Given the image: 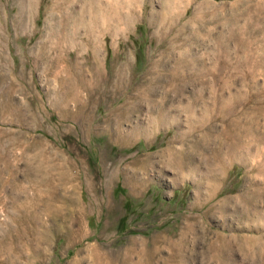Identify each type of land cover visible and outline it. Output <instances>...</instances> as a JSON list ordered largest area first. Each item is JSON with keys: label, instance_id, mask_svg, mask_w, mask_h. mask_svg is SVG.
<instances>
[{"label": "rangeland", "instance_id": "obj_1", "mask_svg": "<svg viewBox=\"0 0 264 264\" xmlns=\"http://www.w3.org/2000/svg\"><path fill=\"white\" fill-rule=\"evenodd\" d=\"M33 1L0 0V264H264V0ZM89 3L120 20L85 13L60 52L56 5ZM152 70L178 121L136 104Z\"/></svg>", "mask_w": 264, "mask_h": 264}, {"label": "bare ground", "instance_id": "obj_2", "mask_svg": "<svg viewBox=\"0 0 264 264\" xmlns=\"http://www.w3.org/2000/svg\"><path fill=\"white\" fill-rule=\"evenodd\" d=\"M29 1V0H28ZM33 1V0H32ZM70 1H72V0H69V2ZM117 1V0H116ZM22 2H23V0H22ZM22 2H20V4L22 3ZM34 2V1H33ZM32 2V3H33ZM26 3H29V2H26ZM26 3H25V5H26ZM30 3H31V1H30ZM263 3V2H262ZM19 4V5H20ZM29 5H33V4H29ZM112 5V4H111ZM109 6V5H101L100 3H98V4H91V3H89V5H83L80 9H74V10H72L71 12H69V10H68V6L69 5H65V7H64V5H56L57 6V8L60 10V11H62V12H64V13H66V16L63 18V22L61 23V25H60V27L57 29V30H55V29H51L50 30V38L51 39H54V38H56V47L57 48H60V52L62 51V49H66L67 48V44H68V41H69V32H68V30H67V26H68V24L69 23H71L72 25H73V27H74V30H77L78 29V27H80L81 25H84V24H86V18H85V13H88V24H90V25H94V24H98V23H100L104 18H109V17H111L110 15L111 14H109V12H108V9L107 8H112L111 10H113V15H114V17H115V19L116 20H120V16H119V13H118V10H116V6H115V8H113L112 6ZM117 5V4H116ZM34 6V5H33ZM130 6V5H129ZM174 5H167V7H173ZM179 6V5H178ZM177 6V7H178ZM19 7V6H18ZM25 7V6H24ZM23 7V8H24ZM118 7V6H117ZM21 8V7H20ZM168 8V9H169ZM174 8V7H173ZM176 8V7H175ZM33 9V8H32ZM32 9H31V11H32ZM27 9L25 8V11H26ZM28 10H30V9H28ZM167 10V9H166ZM24 11V10H23ZM171 11H173V9L171 10ZM182 11V10H181ZM108 12V13H107ZM19 13V12H18ZM17 13V14H18ZM22 13V12H21ZM28 13H30V12H28ZM32 13H33V11H32ZM168 13H169V10H168ZM16 14V15H17ZM20 14V13H19ZM18 14V15H19ZM26 14V13H25ZM173 14H174V12H173ZM176 14V13H175ZM15 15V16H16ZM198 15V14H197ZM196 14H195V16H197ZM20 16V15H19ZM167 16H169V15H167ZM176 16V15H175ZM174 16V17H175ZM193 17V19H195L196 20V22L198 23V21H199V19L198 18H196V17ZM24 17L26 18V16L24 15ZM160 17L162 18V20L163 19H165V15L164 14H160ZM172 17V16H171ZM23 18V17H22ZM252 18H255V20H257V19H260V18H263V21H261L262 22V25H261V31L263 32V38H264V5H257V9L255 10V12L253 13V14H251L250 16H249V19H252ZM24 20V19H23ZM20 21H22V19H20ZM104 21V20H103ZM254 21V20H253ZM26 23V22H25ZM251 24V23H250ZM20 25H21V22H20ZM252 25V24H251ZM250 26V25H249ZM249 29V28H248ZM252 29V28H251ZM255 30L257 29V28H254ZM112 30V29H111ZM246 30V29H245ZM95 31H97V30H95ZM256 31H258V30H256ZM74 33V32H73ZM76 33V32H75ZM104 33V32H103ZM117 33V32H116ZM244 33V32H243ZM254 33V32H253ZM88 34V42H89V44L91 45V36H90V33H87ZM97 34V33H96ZM246 34V33H245ZM75 35V34H74ZM246 37V36H245ZM251 37H253V35L251 36ZM168 38V37H167ZM8 39H9V37H8ZM84 39H85V37H84ZM253 39V38H252ZM252 39H248V38H242L241 40H242V42H243V44H245V47H243V48H247V47H249V45L251 44V43H253L254 41H252ZM176 40V38L175 39H173V38H171L170 39V41H175ZM264 40V39H263ZM217 42H218V45L222 48V47H224V48H226L227 46H228V39H225V38H223V37H220V38H218L217 39ZM93 44V43H92ZM92 46V48H93V50L95 51L97 48H96V46H93V45H91ZM55 47V48H56ZM98 47V46H97ZM171 47H172V44H168V46L166 47V49H171ZM181 47V46H180ZM260 48V47H259ZM257 49H258V47H257ZM186 51V50H185ZM46 52V51H45ZM255 52V51H254ZM256 52H258V51H256ZM42 55H43V53L42 52H40ZM259 53V52H258ZM46 55V54H45ZM44 55V56H45ZM128 55V54H127ZM255 56V55H254ZM63 58V57H62ZM47 60H50V59H47ZM46 60V61H47ZM165 60H166V56H162L161 58H160V60H158V62L157 63H154V67L153 68H155V67H159L160 65H162L164 62H165ZM183 65H185V62L183 61V60H181V59H179V60H177L176 61V65H175V70L173 71V72H171V74H170V79H169V83H170V85L171 86H174L175 84H177V85H175L174 87L176 88H174L175 90V92L177 93V92H181L182 91V88H180L179 86H178V83H179V76L178 75H176V73H177V71H178V68H180V67H182ZM258 66H259V64H257ZM256 64L254 65V66H250V68H248V69H246V70H241V69H238V70H234L233 72H234V75L232 76V77H234V78H236V76L238 75V74H240L239 72H242V71H246L247 72V70L248 71H250V72H248V74L251 76V79H254V75H255V73H256V70L255 69H257L256 67ZM215 68H213V69H209V71H212V70H217L219 73L221 72V71H223V69H226L227 68V66H225L224 64H222L221 65V67L219 68V70H218V68H216V66H214ZM234 69H236V68H234ZM153 71V70H152ZM154 72V75H153V77L152 78H150V82L148 83V85L146 86V88H144V90H142L141 91V93L138 95V99H136L137 100V103L136 104H138V101H147L148 102V105L150 106V108H151V111L154 113L155 111V114H154V116L152 117V119H151V123H152V126L153 127H155V126H157V125H159V124H162V123H165V122H168V120L169 121H178V119H176L177 118V116H178V114H176L175 112H174V114H173V116L174 117H171V116H167V114H169L168 112H166L167 110L165 109V107H164V105H163V103L164 102H156L152 97H153V95L156 93V87L154 86V82L156 81V80H160L161 78H162V76L158 73V70L156 71H153ZM252 73V74H251ZM262 73L264 74V69H262ZM242 74H243V72H242ZM246 75V74H245ZM244 75V76H245ZM178 76V77H177ZM242 77V79H243V81L245 82L246 80H248V78L249 77H247V76H245V77ZM197 77H200L199 76V74L197 75ZM219 78H221L220 76H217V80H218V82H220V80H219ZM203 80V79H202ZM215 81H216V78H215ZM214 81V82H215ZM178 82V83H177ZM256 83V82H255ZM257 84V83H256ZM263 88V92H264V87H262ZM170 96V94L168 93V92H165L164 94H163V97L164 98H167V97H169ZM257 98H259V99H261L262 97H260L258 94H257V96H256ZM233 104H227V107H231ZM194 106H195V104L193 103V102H190V105L189 104H187L186 106H184L183 107V110L184 111H187V112H189L190 114H192V108H194ZM232 108V107H231ZM192 109V110H191ZM224 110H226V109H224ZM229 110V109H228ZM264 110V109H263ZM256 112H258V114H261V112H260V109L257 111H255V114H256ZM217 114V113H216ZM240 114H243V113H239V115ZM170 115V114H169ZM172 115V114H171ZM257 115V114H256ZM169 117V118H168ZM190 120V119H189ZM234 123L241 129V132L243 133V134H246V135H254V133H257V131H258V123H259V121H258V119L256 118V116H254V115H247L246 114V117H245V121H243V124L241 125L240 124V119L238 120V118H236L235 119V121H234ZM139 132V131H138ZM143 132V131H142ZM237 134H239V133H237ZM256 137H257V135H256ZM249 138V137H248ZM241 142H242V140L241 139H239L238 137H237V140L235 141V142H233V144L235 145V146H237L238 144H241ZM261 142V141H260ZM247 143V142H246ZM249 144V143H248ZM233 145V146H234ZM228 148V147H227ZM179 166V165H178ZM258 194V193H257ZM248 201V200H247ZM7 238V237H6ZM6 240V239H5ZM4 240V241H5ZM8 240V239H7ZM3 241V242H4ZM2 242V243H3ZM5 243V242H4ZM3 243V244H4ZM6 244H7V242H6ZM5 245V244H4ZM224 247H226V246H224ZM4 248V247H3ZM6 249V248H5ZM1 250H2V248H1ZM0 250V251H1ZM4 252V251H3ZM11 253V252H10ZM13 253V252H12ZM6 254V253H5ZM15 254V253H14ZM17 254V253H16ZM2 255V254H1ZM10 255V254H9ZM8 255V256H9ZM3 256V255H2ZM17 256V255H16ZM15 256V257H16ZM13 257V256H12ZM11 257V258H12ZM18 257V256H17ZM9 258H7V260H8ZM15 259V258H14ZM37 259V258H36ZM1 260V259H0ZM6 260V261H7ZM37 260H39V259H37ZM16 261V260H15ZM9 262H11V261H9ZM14 262V261H13ZM37 262V261H36ZM42 262V261H41ZM1 263V262H0ZM8 263V262H7ZM12 263V262H11ZM15 263V262H14ZM13 263V264H14ZM40 263V262H39ZM75 264H79V261L78 260H76L75 261ZM176 264V263H175Z\"/></svg>", "mask_w": 264, "mask_h": 264}]
</instances>
